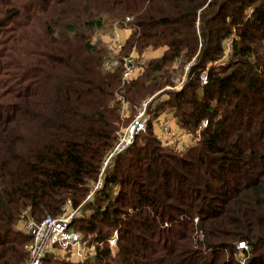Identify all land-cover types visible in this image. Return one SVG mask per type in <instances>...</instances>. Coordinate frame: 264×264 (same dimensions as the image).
I'll list each match as a JSON object with an SVG mask.
<instances>
[{
  "label": "trees",
  "instance_id": "trees-1",
  "mask_svg": "<svg viewBox=\"0 0 264 264\" xmlns=\"http://www.w3.org/2000/svg\"><path fill=\"white\" fill-rule=\"evenodd\" d=\"M107 21L131 29L111 70L94 40ZM149 48L163 53L124 80ZM150 97L145 130L84 202ZM161 117L199 142L167 145ZM69 203L97 253L43 264H264V0H0V264L28 257L25 209L40 220Z\"/></svg>",
  "mask_w": 264,
  "mask_h": 264
},
{
  "label": "built area",
  "instance_id": "built-area-1",
  "mask_svg": "<svg viewBox=\"0 0 264 264\" xmlns=\"http://www.w3.org/2000/svg\"><path fill=\"white\" fill-rule=\"evenodd\" d=\"M131 18L128 17L127 21ZM116 48L121 47L122 39L117 37L113 43ZM117 53L115 50L114 54ZM111 56V57H110ZM105 63L106 70H111L117 65L114 55H110ZM138 62V61H137ZM141 66L134 62V60H126L124 69V80H132L140 73ZM200 79L203 84L209 81L208 73L206 70L200 73ZM147 104L148 101L143 102V106L138 110L133 121L120 133L113 149L106 155L99 177L97 181L92 182L90 185L89 193L84 202L92 201L96 192L104 186V175L108 169L113 165V158L118 153L127 149L134 141L136 136L146 128L147 123ZM161 124V138L167 145H173L174 142L168 141L169 138L175 133L173 123L164 118L160 119ZM207 119L202 122L206 126ZM200 130L196 142L199 141ZM190 136L189 134H186ZM168 139V140H167ZM119 192V187L115 186V195ZM81 216L80 208H72L69 203L65 211L58 216L47 215L42 219H35L30 215L29 209L23 211L21 220L19 221V229L29 234L32 239L28 245V257L23 264H43L44 259L51 253L56 258L62 260L67 259L74 262H84L88 258H94L97 253V245L90 243L91 236L86 238L80 231L76 230L72 225L73 220ZM119 237L118 230H115L113 235L108 239L111 248L117 244ZM238 248H247L245 242H240ZM245 259L242 260L244 263Z\"/></svg>",
  "mask_w": 264,
  "mask_h": 264
},
{
  "label": "rangeland",
  "instance_id": "rangeland-1",
  "mask_svg": "<svg viewBox=\"0 0 264 264\" xmlns=\"http://www.w3.org/2000/svg\"><path fill=\"white\" fill-rule=\"evenodd\" d=\"M129 31H131V29L129 30V28L120 27L117 24H115L113 21H107L103 28H100V29L95 31L94 40L97 41V42L103 41L104 43H107V45H110V48H109L110 52L108 53V55L109 56L110 55H114L115 59H118V54H119L120 49H121V47H122V45L124 43V39L126 38V33H129ZM117 37L122 39L121 47H118V48H116V46L113 44L114 40ZM115 50H117L116 54H114ZM162 53H163V48H155V49L154 48H149V49L145 50L143 53H139L137 50H134L133 53L131 54V56L129 58H127V60H131L132 59V60H134L135 63H137L138 65L141 66L140 71H139L140 73L137 75V77H138L143 71L144 64H146L149 59H151L153 57H157V56L161 55ZM177 66H178V64H177ZM190 66H191V63H188V65L185 66V70L183 71V73L181 71H179L177 73V75H178L177 78H178L179 81L177 82V84L174 87H168V88L176 89V90L181 89L183 87V85L188 80V73H189ZM135 78H133V79H135ZM151 98L152 97H150V99H148V100L146 99L144 101H148L149 102L151 100ZM124 107H125L124 115H128L129 114V110H128L129 106H128V104H125ZM137 112L138 111H136L135 114H137ZM162 118H164V117H161V119ZM164 119L171 121L173 123L174 127H175V133L169 138V140L167 139L170 142H174L173 146H176V147H179V148H185L186 147L183 150V151H185L190 145H192L194 143L195 138L193 136H187L182 131L180 132L181 134L178 132L179 130L175 126L174 119L169 118V117H165ZM161 122L162 121H159V123L157 122V126H156V128H157L156 132H157V134L159 133L160 135H161V126H162ZM203 127H205V126H203ZM125 128L124 127L120 128L121 130L118 132V137H119L120 133L122 132V130H124ZM198 142L199 141H197L196 143H198ZM239 256L241 257V259H244V254L243 253L239 252Z\"/></svg>",
  "mask_w": 264,
  "mask_h": 264
},
{
  "label": "crops",
  "instance_id": "crops-1",
  "mask_svg": "<svg viewBox=\"0 0 264 264\" xmlns=\"http://www.w3.org/2000/svg\"><path fill=\"white\" fill-rule=\"evenodd\" d=\"M129 33H130V31H129ZM129 33H126V37L129 35ZM159 123V122H158ZM157 124V123H156ZM157 126V125H156ZM157 129V128H156ZM179 133L181 132V130L179 129V131H178ZM181 134V133H180Z\"/></svg>",
  "mask_w": 264,
  "mask_h": 264
}]
</instances>
